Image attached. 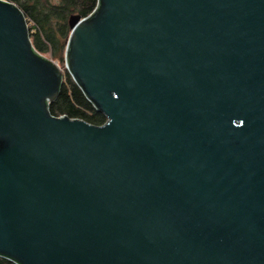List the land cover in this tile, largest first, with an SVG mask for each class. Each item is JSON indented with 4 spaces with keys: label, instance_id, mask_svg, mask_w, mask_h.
<instances>
[{
    "label": "water",
    "instance_id": "water-1",
    "mask_svg": "<svg viewBox=\"0 0 264 264\" xmlns=\"http://www.w3.org/2000/svg\"><path fill=\"white\" fill-rule=\"evenodd\" d=\"M74 84L0 0V257L264 264V0H98L72 16Z\"/></svg>",
    "mask_w": 264,
    "mask_h": 264
},
{
    "label": "trees",
    "instance_id": "trees-1",
    "mask_svg": "<svg viewBox=\"0 0 264 264\" xmlns=\"http://www.w3.org/2000/svg\"><path fill=\"white\" fill-rule=\"evenodd\" d=\"M18 6L29 24V35L40 53L51 51L53 57H62L70 33L72 16L85 17L92 12L98 0H8ZM68 75V74H67ZM52 115H66L100 125L106 118L85 98L71 78L62 82L57 97L48 104ZM0 264H14L0 257Z\"/></svg>",
    "mask_w": 264,
    "mask_h": 264
},
{
    "label": "rangeland",
    "instance_id": "rangeland-1",
    "mask_svg": "<svg viewBox=\"0 0 264 264\" xmlns=\"http://www.w3.org/2000/svg\"><path fill=\"white\" fill-rule=\"evenodd\" d=\"M51 1L55 2L56 0H51ZM31 40H32V38H31ZM41 54H43L44 56H46L49 59H51L52 61H54L58 65V67H60V70L62 71V74H63V82H64L67 79V77L69 76V75H67L68 73H67V71L65 69V65H64V54L62 55V57H53L51 54V51L43 52Z\"/></svg>",
    "mask_w": 264,
    "mask_h": 264
}]
</instances>
